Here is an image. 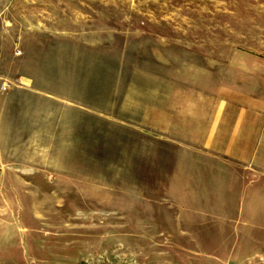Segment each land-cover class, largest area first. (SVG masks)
Returning <instances> with one entry per match:
<instances>
[{
	"label": "rangeland",
	"instance_id": "374dc122",
	"mask_svg": "<svg viewBox=\"0 0 264 264\" xmlns=\"http://www.w3.org/2000/svg\"><path fill=\"white\" fill-rule=\"evenodd\" d=\"M263 125L264 0H0V264H264Z\"/></svg>",
	"mask_w": 264,
	"mask_h": 264
},
{
	"label": "crops",
	"instance_id": "0c3cea01",
	"mask_svg": "<svg viewBox=\"0 0 264 264\" xmlns=\"http://www.w3.org/2000/svg\"><path fill=\"white\" fill-rule=\"evenodd\" d=\"M213 125H214V119H213ZM230 132L232 133V131L230 130ZM238 132V131H237ZM257 133H255V131H252V135L250 134V128L249 127H245L242 129V131L240 132L241 136L238 138V140H242L243 142H245L247 145H249V147H253V148H257L258 149V154L261 148L264 147V125L262 127H260L257 131ZM239 133V132H238ZM214 134H215V130L213 128V147L215 145V139H214ZM229 138L230 134L228 135ZM233 136V140H235ZM235 140V141H238ZM221 147V145H220ZM224 152V151H223ZM224 154H228V152H224ZM240 162H247V160H242Z\"/></svg>",
	"mask_w": 264,
	"mask_h": 264
}]
</instances>
